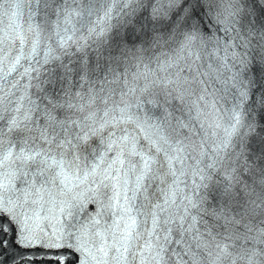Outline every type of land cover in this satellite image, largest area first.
<instances>
[{"label": "snow or ice", "instance_id": "1", "mask_svg": "<svg viewBox=\"0 0 264 264\" xmlns=\"http://www.w3.org/2000/svg\"><path fill=\"white\" fill-rule=\"evenodd\" d=\"M0 264H264V0H0Z\"/></svg>", "mask_w": 264, "mask_h": 264}]
</instances>
